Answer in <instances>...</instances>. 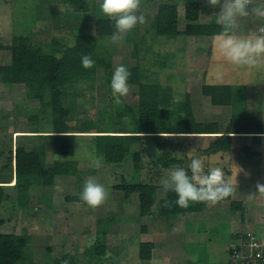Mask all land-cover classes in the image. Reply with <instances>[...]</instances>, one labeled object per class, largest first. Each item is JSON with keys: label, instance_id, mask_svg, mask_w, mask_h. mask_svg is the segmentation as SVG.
<instances>
[{"label": "rangeland", "instance_id": "obj_1", "mask_svg": "<svg viewBox=\"0 0 264 264\" xmlns=\"http://www.w3.org/2000/svg\"><path fill=\"white\" fill-rule=\"evenodd\" d=\"M96 1L91 0L93 7ZM163 1L151 0L147 5L141 1L137 14H144L147 23L137 24L130 31L132 33L138 28L133 39L146 35L147 41H150L152 33L149 32V24L159 3ZM200 2H203L201 9L204 11L201 10L199 21H216L215 12L218 8L209 7L205 0ZM100 4L97 3L93 10L77 12L70 10L60 0H0V42L4 43L11 35L20 33L30 34L33 38L54 34L72 41L76 34L93 32L98 17H107L102 13ZM180 5L182 4H178V27L182 28L184 7ZM238 23V34L247 35L256 31L264 21L249 16L238 18ZM215 35L177 36L153 42V58L158 59L157 55L164 56L168 51H172L173 58L170 56L163 67L152 68L155 72L158 71L160 82L170 85L178 97L183 95L182 92L189 93L196 119L217 120L222 124L225 112L213 104L209 96L201 93V85L226 84L236 79L260 82L259 78L262 76L253 73L254 67H236L223 62L215 52ZM111 45L116 50H122L120 47L124 44ZM154 53H149V56ZM8 58L9 52L0 48V63H7ZM113 59L116 67L134 62L128 55V49L122 50ZM171 61L173 64L169 65ZM217 72L224 74L222 82L215 79ZM261 86L260 92H264L263 82ZM128 87L129 93L120 98L137 113V85L128 84ZM22 88L21 83L12 87L0 82V180L9 182L14 179V149L18 145L32 147L43 144L46 149V164L56 159L61 167L77 171L76 175H55L51 184L32 186L26 209L17 206L15 186L7 187L11 198L0 200V219H3L0 232L18 233L36 264H43L48 261V257L50 260L52 256H60L64 252L76 253L78 262L87 264L88 255L84 250L89 247V240L98 236L97 229L102 230V227L108 228L99 240L106 249L105 255L100 257L102 264H227L226 248L233 240L234 232H264V196L256 192V187H252L260 181L257 169L245 172L237 168L232 172L236 167L232 162L242 165L238 149L234 148L233 155L223 152L208 153L206 148L214 135H166L168 145L165 148L154 149L152 142L145 143L148 147H144L140 165L135 168L130 159L118 163L106 162L95 152L91 140L81 137L72 155L60 156L51 152L50 138L27 131L35 121V117H31L33 111L38 113L37 119L42 132L51 130L52 126L50 117L37 111L42 108L39 101L26 98ZM112 95L108 83L96 82L85 96L77 98L75 116L83 122L93 120L99 132H110L112 126L108 119V102ZM258 95L260 108L264 109V100H260V94ZM137 129V124H133L131 130L136 132ZM158 154H164L176 162L168 167L156 165L153 159ZM93 157L102 158V168L96 169L93 166ZM192 157L203 158L206 170L208 167L223 169L225 179L231 180L235 187L231 198L243 202L245 209L242 220L239 218V211L230 210V200H222L214 205L208 203L202 210L188 211L167 219L154 212L141 215L135 194L125 197L126 185L123 180L127 179L155 183L160 195L161 181L167 176V171L173 165L187 169ZM261 173L264 180V158ZM89 178H95L109 192L106 201L97 208H91L85 202L72 198L76 186L84 184ZM39 197L41 198L38 199ZM152 210H155V206ZM148 240L155 242L156 246L152 249L151 259L145 261L138 257V250L139 243ZM47 245L52 248L50 253L46 252Z\"/></svg>", "mask_w": 264, "mask_h": 264}, {"label": "trees", "instance_id": "obj_2", "mask_svg": "<svg viewBox=\"0 0 264 264\" xmlns=\"http://www.w3.org/2000/svg\"><path fill=\"white\" fill-rule=\"evenodd\" d=\"M61 1L72 11H88L92 7L91 0ZM180 2L184 5L182 28L178 27ZM200 4V0L160 2L149 24V32L152 33L149 42L146 35H139L133 39L138 28L132 33L123 34L124 39L120 43L124 45L120 48L128 49V55L134 59L133 63L124 66L131 72L128 84L137 85L138 112L136 113L123 98H120L119 104L116 103V98L112 95L108 102V119L112 126L110 132L96 130L93 120L79 121L74 109L78 102L77 98L85 96L88 90L93 89L96 82L102 81L110 86L116 68L113 57L122 50H116L111 45V36L115 27L114 21L109 17H98L93 32L76 34L72 41L54 34L46 37L34 36L35 38L25 33L11 35L6 42H0V48L9 52V61L0 63V82L12 87L21 83L24 96L39 101L42 108L37 111L40 112L39 114L44 112L50 117L52 129L42 132L37 119L38 113L33 111L31 117H35V121L27 131L37 132L42 137L50 138L51 152L60 156L72 155L78 140L81 137H88L95 152L106 162L118 163L130 159L133 166L138 168L144 147H148L146 144L152 142L154 149L165 148L168 145L166 135L170 133L171 135L197 133L214 135L206 152L228 151L231 148L233 135L259 136L253 134L254 130L251 129L259 128L261 117L247 116L245 85L231 83L201 85V93L209 96L213 104H228L231 107L229 120L224 124L223 130H220L218 121L196 119L189 93L182 92L183 95L178 97L170 85H163L160 82L158 71L155 72L152 68L163 67L170 56L173 58L172 51H168L164 56L157 55L158 59L153 58L155 55L152 50L153 42L177 36H211L221 31L216 21H199ZM149 53L154 54L149 56ZM84 54L90 55L95 61L92 68L86 69L82 66L81 57ZM172 64L173 61L169 65ZM133 124H137L136 132L131 130ZM246 148L243 147V150ZM45 154L46 149L43 144L32 147L15 146L12 186L16 188L15 198L19 208H28L29 192L33 185L51 184L55 175L77 174L73 168L61 167L56 159L46 164ZM153 160L154 164L163 167L176 162L175 159H169L164 154L154 156ZM123 181L126 185L125 197L135 194L141 215L154 212L156 215L173 219L178 214L202 210L208 204L190 202L189 207L181 208L172 203L171 207H164L166 200L172 202L176 199L173 192H165L161 187L162 193L159 195L155 183L128 179ZM83 185L76 186V192L72 197L80 202H83L79 195ZM11 196V193L0 184V200ZM223 200H230V210L239 211L240 220L244 218L245 208L241 200H234L231 195ZM153 206H155L154 211ZM0 223H3V219H0ZM107 229L105 227H102V230L97 229L98 236L91 246L84 250L88 255L87 264H102L100 257L105 255L106 249L99 240L106 234ZM239 234L234 232L232 239ZM155 246V242L141 241L138 257L141 260H150ZM51 251V246L47 245L46 252ZM47 260L43 264H64L66 260L68 264H82L78 262V256L74 252H64L60 256H52L50 260L48 257ZM0 264H36V262L18 233L0 232Z\"/></svg>", "mask_w": 264, "mask_h": 264}, {"label": "clouds", "instance_id": "obj_3", "mask_svg": "<svg viewBox=\"0 0 264 264\" xmlns=\"http://www.w3.org/2000/svg\"><path fill=\"white\" fill-rule=\"evenodd\" d=\"M205 3L214 9L218 8L215 17L221 31L215 35L214 40L217 56L223 62L236 67H264V25L247 35L238 34L237 31L240 27L238 18L252 16L264 20V4H254L253 0H205ZM140 5L141 0H102V13L114 21L112 43H120L124 39L123 34L130 32L137 24L147 23L144 14H137ZM81 63L84 68L89 69L94 66L95 61L90 55L84 54ZM130 76L131 72L124 65L117 66L113 72L110 87L118 104L121 102L120 97L129 93ZM223 78L222 72L215 74L217 81L222 82ZM92 164L100 169L103 167V160L93 157ZM161 184L165 192L171 191L176 196L172 202L166 200L164 207H171L174 203L181 208H187L190 202L214 205L235 191L232 181L225 179L223 169L208 167L206 170L205 160L201 157H192L187 169L173 165ZM256 192L264 196V183L257 182ZM79 195L89 207L97 208L106 201L109 192L95 178H89L84 182ZM93 241L94 237L89 240L88 245L91 246ZM64 264H68V261Z\"/></svg>", "mask_w": 264, "mask_h": 264}, {"label": "crops", "instance_id": "obj_4", "mask_svg": "<svg viewBox=\"0 0 264 264\" xmlns=\"http://www.w3.org/2000/svg\"><path fill=\"white\" fill-rule=\"evenodd\" d=\"M61 1V0H60ZM144 2V5L148 4L151 0H141ZM177 0H164L163 2H168V3H174ZM62 2V1H61ZM102 0H97L95 3V6L91 7L90 10H93L96 6L97 3H101ZM64 3V2H62ZM182 4V2H180ZM65 4V3H64ZM67 5V4H66ZM92 5V4H91ZM203 5V2L200 4V12H201V6ZM184 7V5H180ZM69 8V7H68ZM88 10V11H90ZM204 11V10H202ZM78 12V11H77ZM85 12V11H83ZM200 17V15H199ZM210 21V20H209ZM211 22H215L212 21ZM255 70L253 73L255 75L262 76V78H259L260 82L254 81L253 83L247 82L246 79L240 80L236 79L235 81H229L231 84H244L246 93H245V99H246V114L249 117H261L260 125L259 128H252L251 130L253 134H258V137H253L252 135H233L232 136V141H231V148L228 151H224V154H230L233 155L234 148L238 149L241 152V163L240 164H235L232 162L234 166V170L232 172H235L237 168L243 170V171H249L253 169H257L258 173V178H260V183H263L264 180L262 179V173H261V168H262V158H264V109L260 108L261 107V101H259V95L260 94V100H264V92L262 90V82L264 84V67H254ZM239 76V75H238ZM218 107H221L223 112H225L226 116L224 119V122L220 124V127L224 126L225 123H227L230 114H231V107L228 104H216ZM217 121V120H215ZM220 130H223V127L220 128ZM15 131V130H14ZM19 132V131H18ZM252 134V133H251ZM243 147H247L246 150H243ZM242 148V149H241ZM229 160V159H228ZM236 161V159H235ZM229 163V161H228ZM11 182H14V180H10L9 182L7 180H0V184L3 185V188L7 190V187H11L13 184ZM257 184V183H256ZM256 184H253L252 187H256ZM34 186V185H33ZM36 186V185H35ZM5 199V198H4ZM150 241V240H149Z\"/></svg>", "mask_w": 264, "mask_h": 264}, {"label": "built area", "instance_id": "obj_5", "mask_svg": "<svg viewBox=\"0 0 264 264\" xmlns=\"http://www.w3.org/2000/svg\"><path fill=\"white\" fill-rule=\"evenodd\" d=\"M253 1L254 4H264V0ZM262 25L264 24L261 23L257 29ZM241 231L227 245V264H264V232Z\"/></svg>", "mask_w": 264, "mask_h": 264}]
</instances>
